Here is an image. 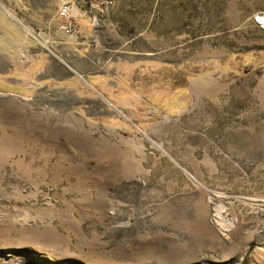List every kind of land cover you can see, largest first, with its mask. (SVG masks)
<instances>
[{"label": "rangeland", "instance_id": "374dc122", "mask_svg": "<svg viewBox=\"0 0 264 264\" xmlns=\"http://www.w3.org/2000/svg\"><path fill=\"white\" fill-rule=\"evenodd\" d=\"M62 2L0 0V264H264V0Z\"/></svg>", "mask_w": 264, "mask_h": 264}, {"label": "built area", "instance_id": "2783aa9c", "mask_svg": "<svg viewBox=\"0 0 264 264\" xmlns=\"http://www.w3.org/2000/svg\"><path fill=\"white\" fill-rule=\"evenodd\" d=\"M76 1L77 0H63L62 6L60 7V10L58 12L59 16L61 18L70 19L71 18L70 14L76 7L75 5ZM82 1L90 2V1H95V0H82ZM113 1L114 0H96L99 6H104V7H107L113 4ZM68 24H69V27H71L69 21H68ZM65 27H67V25H65Z\"/></svg>", "mask_w": 264, "mask_h": 264}, {"label": "bare ground", "instance_id": "6f19581e", "mask_svg": "<svg viewBox=\"0 0 264 264\" xmlns=\"http://www.w3.org/2000/svg\"><path fill=\"white\" fill-rule=\"evenodd\" d=\"M260 20H264L263 17L258 16L257 21ZM27 32L30 33V35L34 38V40H36L38 43H40L43 46H48V44L46 43V41L44 39L39 38L37 35L33 34L32 31H30L29 29H27ZM225 222V221H224ZM224 224V223H223Z\"/></svg>", "mask_w": 264, "mask_h": 264}, {"label": "crops", "instance_id": "0c3cea01", "mask_svg": "<svg viewBox=\"0 0 264 264\" xmlns=\"http://www.w3.org/2000/svg\"><path fill=\"white\" fill-rule=\"evenodd\" d=\"M93 33H94V31H93V29H88V31H86V32H84V35H85V37L86 38H88V39H90L91 38V36H93ZM84 40V39H83ZM82 40V41H83ZM85 41V40H84Z\"/></svg>", "mask_w": 264, "mask_h": 264}, {"label": "water", "instance_id": "95a60500", "mask_svg": "<svg viewBox=\"0 0 264 264\" xmlns=\"http://www.w3.org/2000/svg\"><path fill=\"white\" fill-rule=\"evenodd\" d=\"M252 249V246H250L248 248V250L245 252L244 256H243V260H245V258L247 257V255L249 254L250 250Z\"/></svg>", "mask_w": 264, "mask_h": 264}]
</instances>
